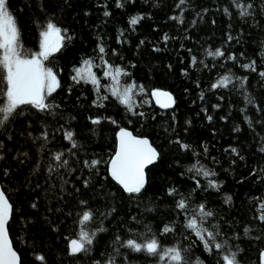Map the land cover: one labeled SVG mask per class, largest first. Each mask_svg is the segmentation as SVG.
Masks as SVG:
<instances>
[{"label":"trees","instance_id":"16d2710c","mask_svg":"<svg viewBox=\"0 0 264 264\" xmlns=\"http://www.w3.org/2000/svg\"><path fill=\"white\" fill-rule=\"evenodd\" d=\"M248 5V15H241ZM9 7L29 54L39 52L40 32L49 20L66 30L61 51L44 61L59 81L48 97L54 107L40 112L24 106L23 115L0 127V184L13 204L9 234L22 264H42L37 255L45 257L43 264H175L121 247L129 239L152 238L161 250L181 249L186 264H223L227 252L236 253L238 264H260L264 0H9ZM136 16L143 19L131 25ZM217 49L224 55H208ZM86 60L98 89L72 79ZM253 62L255 71L242 67ZM107 65L127 73L119 77L120 91L135 84L131 102L143 116L112 95ZM225 75L232 82L213 88ZM4 87L0 79V90ZM155 89L174 96L172 109L155 106ZM120 128L148 138L159 153L138 195L125 193L108 173ZM181 143L190 147L182 149ZM58 152L67 161L63 167L54 159ZM92 160L100 163L86 165ZM198 170L215 175L204 177ZM173 188L176 193L169 195ZM181 198L186 210L177 207ZM200 205L212 213L201 227L218 233L221 250L206 251L187 227L193 216L199 219ZM85 211L92 220L83 227L96 235L89 251L72 256L69 242L78 238ZM165 226L172 231L165 233Z\"/></svg>","mask_w":264,"mask_h":264},{"label":"snow or ice","instance_id":"6c2138e0","mask_svg":"<svg viewBox=\"0 0 264 264\" xmlns=\"http://www.w3.org/2000/svg\"><path fill=\"white\" fill-rule=\"evenodd\" d=\"M185 0H180V4H183ZM118 7H122V4L118 3ZM179 6V5H178ZM248 5L241 11V15H248ZM106 16L108 12L104 13ZM143 17L136 16L130 19L131 25H136ZM172 19H180L179 17H172ZM66 30L59 28L55 23L49 20L42 28L40 32V50L35 53H27L20 42V30L17 20L14 14L10 11L9 0H0V79H2L5 87L0 90V96H3L4 102L0 104V127H4L10 119L15 116L23 115L22 108L24 106H31L40 112H46L54 107V105L48 102V97L59 87V81L57 75L53 69L46 67L44 61L49 60L54 52L60 50L63 46V42L66 38ZM71 39V37H67ZM165 40L168 37L165 35ZM143 43V42H141ZM103 54L105 49L101 46L99 49ZM210 56H223L224 53L217 49L215 52H209ZM229 59H235L234 56ZM196 62L193 57V63ZM107 64V62H105ZM92 67L91 61H84V70L75 69V75L72 77L73 81L79 83L83 80L85 83H92L99 88V80L94 73L90 71ZM242 67L245 69H251L255 71L254 62L251 64H245ZM109 70L105 71L106 77H111L112 86L111 92L113 96H116L122 104H124L129 112L133 115H141L143 113H136L134 111L133 104L131 102L133 89L135 84L126 85L122 91L119 90V77L121 75H127L121 68L112 65H107ZM264 76V72L260 73ZM232 82V78L228 75L223 76L212 87H227ZM243 83V82H241ZM140 90H143V86H140ZM152 96L157 98V102L162 108L171 107L175 101L172 95L168 92L155 89L152 91ZM107 97H104L106 99ZM163 98V100H161ZM99 106H103L102 104ZM58 107V106H57ZM19 110V111H18ZM211 120V116L208 117ZM99 120H93V124L99 123ZM115 123V121H113ZM68 140L72 139V133L65 134ZM42 138L47 140L48 133L45 131L42 133ZM118 146L114 156L109 161V174L111 178L121 186V188L129 195H138L144 189L147 179L145 169L153 164L158 158L159 153L152 146L147 138H142L133 135L127 129L121 128L117 133ZM177 143H180L177 141ZM73 143V147H75ZM181 148L187 150L190 146L181 143ZM0 148H3V144L0 143ZM264 150V149H262ZM236 152V149H232ZM63 153L58 152L54 155V159L60 162L57 167H63L67 164L66 160L62 161ZM0 159H3L0 156ZM90 167L97 166L100 161L92 160ZM52 169H50L51 171ZM202 172L204 177L215 175L213 172L207 170H198ZM4 174L8 172L5 169ZM199 185V181H197ZM209 185L213 188H218V185L214 181H209ZM176 190L169 189L168 194L174 195ZM230 199V198H229ZM84 203V202H81ZM35 207V204H33ZM177 207L181 210H186L188 205L185 199L181 198L177 202ZM264 208V204L261 205ZM13 204L11 203L10 196L3 187H0V264H22L21 258L18 253L13 249L12 242L9 238V220L12 216ZM211 212L205 211L204 205L199 206L198 216H193L187 227L192 229L199 238L206 251L212 252L213 248L221 250L223 245L217 243L216 236L218 233L207 231L201 227L204 220L211 216ZM259 219L264 222V214L259 216ZM92 220V213L85 211L79 224L82 226L81 231L78 234V238L71 239L69 242V255L75 256L79 253L89 251L88 246L92 245L93 238L96 232H89L83 227ZM103 231V229H98ZM165 233L172 231L171 228L165 226ZM207 237V238H206ZM119 237L117 240L119 241ZM121 247H128L135 252L145 251L150 256H158L161 261L168 257L170 261L175 264H186L185 257L182 255V250L177 247L166 248L161 250L159 242L152 238L145 243H137L133 239H129L121 244ZM36 259L41 261L42 264L45 261L43 255H37ZM223 264H238L236 260L235 252H227L222 256ZM109 264H114V261H110ZM261 264H264V252L261 253Z\"/></svg>","mask_w":264,"mask_h":264},{"label":"water","instance_id":"95a60500","mask_svg":"<svg viewBox=\"0 0 264 264\" xmlns=\"http://www.w3.org/2000/svg\"><path fill=\"white\" fill-rule=\"evenodd\" d=\"M63 47V46H62ZM62 47L60 48V50L59 51H57V52H54L53 54H52V56L53 55H56V54H58L60 51H61V49H62ZM165 92H167V91H165ZM168 93H170V92H168ZM171 94V93H170ZM172 95V94H171ZM172 97H173V99H174V96L172 95ZM151 99H152V101H153V103L155 104V106L157 107V108H159V109H161V110H170V109H172L173 107H174V105H175V103L171 106V107H168V108H162L161 106H160V104L157 102V98L156 97H154V96H152V93H151ZM161 100H163V98H161ZM174 101H175V99H174ZM121 129V128H120ZM120 129L118 130V132L120 131ZM124 129H126V128H124ZM128 130V129H127ZM129 132H131L130 130H128ZM117 132V133H118ZM132 133V132H131ZM133 134V133H132ZM134 135V134H133ZM136 136V135H135ZM148 139V138H147ZM149 140V139H148ZM149 142L151 143V141L149 140ZM152 144V143H151ZM117 146H118V139H117V134H116V148H115V152H116V150H117ZM153 146V145H152ZM154 147V146H153ZM155 148V147H154ZM157 150V149H156ZM115 152H114V154H115ZM114 156V155H113ZM112 156V157H113ZM111 160V159H110ZM154 164V163H153ZM153 164H151V165H149L146 169H145V172H146V179H147V169L149 168V167H151ZM108 173H109V164H108ZM109 176H110V174H109ZM110 178H111V176H110ZM112 179V178H111ZM113 180V179H112ZM114 181V180H113ZM115 182V181H114ZM116 183V182H115ZM117 184V183H116ZM120 188H121V186L119 185V184H117ZM146 186V185H145ZM0 187H1V184H0ZM122 189V188H121ZM123 190V189H122ZM124 191V190H123ZM125 192V191H124ZM126 193V192H125ZM9 222H10V220H9ZM9 238H10V234H9ZM10 240H11V238H10ZM11 242H12V240H11ZM12 247H13V249L15 250V248H14V246H13V243H12ZM16 251V250H15ZM17 252V251H16ZM262 252H264V250L262 251ZM261 252V253H262ZM18 253V252H17ZM19 255V254H18ZM20 256V255H19ZM259 260H260V264H261V254H260V256H259Z\"/></svg>","mask_w":264,"mask_h":264}]
</instances>
